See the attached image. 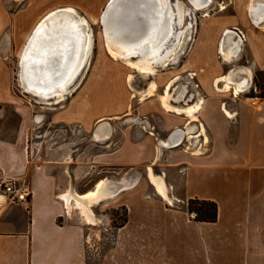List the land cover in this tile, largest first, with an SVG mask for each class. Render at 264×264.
<instances>
[{
    "label": "crops",
    "instance_id": "0c3cea01",
    "mask_svg": "<svg viewBox=\"0 0 264 264\" xmlns=\"http://www.w3.org/2000/svg\"><path fill=\"white\" fill-rule=\"evenodd\" d=\"M9 1L0 0V105H10L18 121L10 136L0 134V176L27 185L29 198L24 203L0 193V264H264V0H209L199 7L188 0L190 11H200L195 18L180 0H110L104 12L87 14L99 25L92 34L87 19L70 6L27 0L12 9ZM46 16L58 22L42 27ZM68 21H75L73 30ZM129 28H162L152 63L164 67L144 87L153 81L154 92L142 97L144 90L131 91L127 82L133 74L126 63L136 58L127 50L146 44L140 61L149 46L140 36L132 38ZM166 28H180L168 58ZM182 28L196 30L176 63L187 33ZM12 57L20 65L21 95L52 98L44 106L51 109L49 121L81 132L82 147L78 137L77 149H70L78 150V170L86 136L100 148L91 155L95 166L167 168V199L148 178L146 187L135 183L117 191L126 222L95 262L87 260L86 222L68 214L57 174L47 166L30 168L33 109L12 89ZM27 63L35 68L28 76L22 72ZM71 64L81 67L69 79ZM27 81L33 83L29 89ZM169 81L167 103H200L194 118L162 104ZM251 83L261 94L257 102L246 98ZM190 198L215 201L217 220H193L184 208ZM187 247L189 262L179 258Z\"/></svg>",
    "mask_w": 264,
    "mask_h": 264
},
{
    "label": "rangeland",
    "instance_id": "374dc122",
    "mask_svg": "<svg viewBox=\"0 0 264 264\" xmlns=\"http://www.w3.org/2000/svg\"><path fill=\"white\" fill-rule=\"evenodd\" d=\"M26 1L27 0H10L8 4L12 9H16L24 7L26 5ZM180 1L185 14H193L192 18L200 15V11H190L192 5L188 0ZM109 2L110 0H66L64 2L54 0L53 3L54 8L70 6L74 9L77 15L85 17L88 21L87 28H91L92 34V30H97L99 25H94L90 22L87 14L93 15L104 12L109 5ZM172 2L175 4V2L177 3V0H173ZM172 8H174L173 4ZM214 10L215 8H210V12H213ZM171 24H173V20L171 21ZM179 29L180 28H172L171 35L164 43L166 47L165 51L172 46L175 39L178 37L180 31ZM182 29H187V33L183 39L184 42L182 43L181 49L176 55L177 58L172 61H176V63L180 61V58L184 57L196 30V28ZM103 31L105 35V28H102V34ZM102 45L104 46V37L102 38ZM147 49L146 44L144 47L137 48V51L131 54L136 57L133 59L137 60L143 57L147 53ZM169 54L167 53L166 57H168ZM15 62L16 59L13 57L9 62L14 76V79L12 80V89L14 92L21 95L22 93L20 90L25 88H23L18 77L20 65ZM154 65L156 68L155 74L159 73L160 70H163L164 66L161 64ZM130 73L133 74L130 83L128 84L131 91H143L147 82L153 80L154 77L157 76L155 74L148 75L138 73L132 68H130ZM20 97L23 104L29 105L33 109V123L31 124V129L29 130L28 135V158L31 164V169L37 165L47 166V168L52 169L57 174L60 181V189L58 193H64L72 190L81 194L87 190L93 189L97 181L101 179L105 181L101 190L106 194L102 199L90 205L91 217L89 220L85 218L79 208L74 205H70L69 207L65 205L70 217H80L82 221L86 222L87 260L95 262L99 260L100 256L109 248V245L114 238L116 227H118L123 220L127 218L126 207L121 204V199H117V191L124 186L126 187L135 183L146 187L148 185L147 171H145L144 166H138L135 169L95 166L91 160V155L95 150L100 148L90 142L89 136H86L85 139V157L80 161V168L78 170V150H75L73 153L70 149H77L78 137H80V148L82 147L83 141L81 139V132H78L75 128L69 127L63 123H52L49 121L51 109L45 108L44 106H51L53 103L52 98L29 95H21ZM17 121V115L10 105H0V134L10 136ZM74 159L75 161H73ZM83 169L86 170L85 173H83ZM151 171L153 174L159 175L163 179L164 171L167 172V168L162 163H159L151 166ZM110 188L112 190L109 193L108 189ZM149 190L151 192L150 188ZM184 208L186 209V202L184 203ZM190 215L193 216V214ZM187 243L189 244V241ZM193 244L195 243L192 241L191 246ZM191 257L192 255L188 247L180 252L179 258H182L183 260H187L189 262L192 260Z\"/></svg>",
    "mask_w": 264,
    "mask_h": 264
},
{
    "label": "bare ground",
    "instance_id": "6f19581e",
    "mask_svg": "<svg viewBox=\"0 0 264 264\" xmlns=\"http://www.w3.org/2000/svg\"><path fill=\"white\" fill-rule=\"evenodd\" d=\"M191 2L194 4V6H200V5H204L206 4L207 2H209V0H191ZM201 8V7H200ZM203 8V7H202ZM70 9V8H69ZM50 13V12H49ZM52 13V12H51ZM70 16L71 13H69ZM170 15V13H169ZM45 17V16H44ZM48 17V16H46ZM49 18V17H48ZM45 19L43 22H42V27L43 26H49L50 24L52 25V23H56L58 22L57 20V17L54 16V17H51L49 19ZM75 18V17H74ZM57 20V21H56ZM84 20V19H83ZM76 21V19H75ZM75 21L74 22H69V27L70 29H74L75 28ZM77 22V21H76ZM55 25V24H54ZM60 26V25H59ZM68 26V25H67ZM38 27V26H37ZM54 27V26H53ZM52 27V28H53ZM68 27V29H69ZM87 27V26H86ZM40 28V27H39ZM49 28V27H48ZM50 29V28H49ZM56 28H54L55 30ZM84 29V28H83ZM125 29V28H124ZM130 29V35L132 38H137V37H142L141 39L143 40L144 43H147V45L149 46V50H148V54L147 56L145 57V59L143 60H140V61H131V62H128L126 64H129V66L131 68H133L135 71L139 72V73H143V74H148V75H154L156 73V68H155V65L154 63H152V61L155 60V58L158 57V52H159V48L157 47V42L160 41L159 38L162 37V28H129ZM48 30V29H47ZM121 30V29H120ZM133 30V31H132ZM41 31V30H40ZM57 31V30H56ZM142 31H145V32H142ZM50 32V31H49ZM141 32V33H140ZM159 32V34H158ZM44 33V31H43ZM51 33V32H50ZM48 33V34H50ZM56 33V32H54ZM59 33V32H58ZM172 33V28H166V34H165V37L164 39L167 40V38L171 35ZM46 34V33H45ZM47 34V36H48ZM65 34V33H64ZM82 34V33H80ZM53 35V34H52ZM51 35V36H52ZM60 35V34H59ZM106 36L107 33H105ZM160 35V36H159ZM183 35V34H182ZM54 36V35H53ZM78 36V35H77ZM45 37V36H44ZM41 38V37H39ZM48 38V37H47ZM90 38V37H89ZM52 39V38H51ZM84 39V38H83ZM107 39V38H106ZM127 39V38H126ZM139 39V38H138ZM44 40V39H43ZM54 40V39H53ZM49 41V40H48ZM55 41V40H54ZM69 41V39H68ZM67 41V42H68ZM85 40H83L84 42ZM111 41V40H110ZM129 41V40H128ZM81 42V39L79 37L76 38V43L79 44ZM123 42H126V41H123ZM131 42V40H130ZM184 42V40L182 39L181 40V44ZM82 43V42H81ZM85 43V42H84ZM140 43V42H139ZM51 44V43H50ZM68 44V43H66ZM70 44V43H69ZM68 44V45H69ZM73 44V43H72ZM116 44V43H115ZM129 44V43H128ZM132 44V43H131ZM162 43H160L161 45ZM159 45V46H160ZM179 45V44H178ZM44 46V45H43ZM71 46V45H70ZM81 46V45H80ZM122 46V45H121ZM126 46V44H125ZM128 46V45H127ZM126 46V47H127ZM142 46V45H141ZM144 46V45H143ZM134 47V46H132ZM80 48V47H79ZM128 48V47H127ZM69 49V48H68ZM86 49V47H85ZM136 48H130L129 50H127V53H135ZM180 49V48H179ZM177 50V49H176ZM48 51V50H47ZM65 51V49H64ZM70 51V50H69ZM173 52V49H168L165 53V56H167V53L169 54L170 52ZM53 52H56V51H53ZM68 52V50H67ZM109 52L111 53L112 56H116V54L112 51V50H109ZM61 53V52H60ZM69 53V52H68ZM54 54V53H53ZM122 54V53H120ZM118 54V55H120ZM56 55V54H55ZM83 55V53H82ZM123 55V54H122ZM52 56V55H51ZM124 56V55H123ZM160 56V55H159ZM75 57V56H74ZM163 57V56H162ZM53 58V57H52ZM51 58V59H52ZM59 58V57H58ZM81 59V57H78ZM123 58V57H122ZM168 58V57H167ZM47 59V58H46ZM76 59V57H75ZM53 60V59H52ZM125 60V59H124ZM123 60V61H124ZM128 60V59H127ZM130 61V60H128ZM167 63V62H166ZM46 64V63H45ZM59 64V63H58ZM163 64V63H162ZM165 64V63H164ZM54 65V64H53ZM57 65V64H56ZM64 66V65H63ZM163 66V65H162ZM40 66H38L39 68ZM43 67H46V66H43ZM59 67V65H58ZM58 67L56 66L57 70H58ZM81 66H76V65H69L67 66V70H66V73L69 74V79H71L77 72L78 70L80 69ZM34 66H32L31 64L27 63V64H24L23 65V68H22V72L25 73V75H29L30 73H32L34 71ZM37 70V69H36ZM42 70V69H41ZM49 70V69H48ZM56 71V70H55ZM35 72V71H34ZM49 72V71H48ZM65 72V71H64ZM40 73V72H39ZM42 73V72H41ZM53 73V71H52ZM50 73V74H52ZM35 74V73H34ZM58 76V74H57ZM63 76V75H62ZM55 77V76H54ZM61 77V76H60ZM65 77V76H63ZM132 78V75H128L127 76V82L130 83V80ZM174 78H177V77H174ZM173 78V79H174ZM32 79V78H31ZM175 80V79H174ZM173 80V81H174ZM177 80V79H176ZM47 81V80H46ZM33 83H30L29 81L26 82V88L29 89L31 87V85ZM53 84V83H52ZM171 84V81H169L167 84H166V87H165V93L162 94L160 96L159 99H161L162 101V104L167 108V109H170V110H174L175 112H184L187 116H189L190 118H194L193 116V113L194 111L199 108V104H195V105H186V106H183L182 108L178 107V106H173V105H170L167 103V99L169 97V93H168V89H169V86ZM226 88H230L229 85H226L225 86ZM224 87V88H225ZM156 89V83L151 81L150 84H149V88L144 90V92L141 94V97L143 95H149V94H152L154 92V90ZM236 89V88H235ZM55 92V91H54ZM45 95V93H44ZM195 115V114H194ZM101 133V132H99ZM99 137V136H98ZM147 178L149 180V182L154 186L155 190L161 194L164 198H168L167 197V193H166V187H165V184H164V181L162 179L161 176L159 175H155L152 173L151 171V168L148 167L147 168ZM104 180H99L97 181L96 185L94 186L93 189L91 190H87L83 193H77L75 191H67V193H65V195H63V199L65 200V203L66 205H71V204H74L75 207H78L81 212L83 213V215L85 216L86 219H90V215H91V209H90V205L94 202H97L99 201L100 199L103 198V196H105V192H102V186L104 184Z\"/></svg>",
    "mask_w": 264,
    "mask_h": 264
},
{
    "label": "built area",
    "instance_id": "2783aa9c",
    "mask_svg": "<svg viewBox=\"0 0 264 264\" xmlns=\"http://www.w3.org/2000/svg\"><path fill=\"white\" fill-rule=\"evenodd\" d=\"M188 76L192 78L193 73H188ZM249 89L252 95L246 97L251 102H257L261 98V94L258 91V87L251 83ZM0 193L9 196L11 200L27 203L29 198V188L27 185L18 184L13 178H7L0 176Z\"/></svg>",
    "mask_w": 264,
    "mask_h": 264
},
{
    "label": "trees",
    "instance_id": "16d2710c",
    "mask_svg": "<svg viewBox=\"0 0 264 264\" xmlns=\"http://www.w3.org/2000/svg\"><path fill=\"white\" fill-rule=\"evenodd\" d=\"M186 210L193 214L192 218L198 222H215L217 220L218 208L215 201L210 199L190 198L186 202ZM126 218L119 225H123Z\"/></svg>",
    "mask_w": 264,
    "mask_h": 264
}]
</instances>
